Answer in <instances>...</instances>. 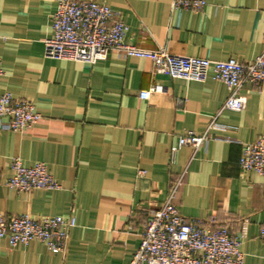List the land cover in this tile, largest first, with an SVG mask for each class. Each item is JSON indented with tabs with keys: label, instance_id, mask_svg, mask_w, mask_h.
<instances>
[{
	"label": "crops",
	"instance_id": "0c3cea01",
	"mask_svg": "<svg viewBox=\"0 0 264 264\" xmlns=\"http://www.w3.org/2000/svg\"><path fill=\"white\" fill-rule=\"evenodd\" d=\"M91 1L119 13L124 42L141 49L240 63L263 49L264 0H205L200 11L172 10L173 0ZM55 6L0 0V94L29 101L40 115L28 130L0 129V216H73L76 224L62 254L0 239V264H130L151 212L184 169L179 214L237 237L247 221L244 264H264V176L238 167L242 144L264 137V91L245 85L238 91L245 108L232 112L222 109L228 91L211 74L204 82L173 79L154 74L148 59L115 54L94 65L46 59ZM152 86L158 92L140 99ZM189 131L207 133V146L182 147L170 162V147ZM14 158L45 163L60 189L9 188Z\"/></svg>",
	"mask_w": 264,
	"mask_h": 264
},
{
	"label": "built area",
	"instance_id": "2783aa9c",
	"mask_svg": "<svg viewBox=\"0 0 264 264\" xmlns=\"http://www.w3.org/2000/svg\"><path fill=\"white\" fill-rule=\"evenodd\" d=\"M55 4L52 35L44 41L43 56L46 59L94 65L109 54H115L122 58L148 59L154 74L173 79L204 82L211 74L228 91L222 109L232 112H241L245 108L246 97L238 95L245 85L264 91V34L262 52L248 63L175 56L162 49L151 51L125 43L127 25L119 13L104 4L91 0H55ZM205 6V0H173L171 3L172 10L200 11ZM262 23L264 25V10ZM3 73L0 61V77ZM158 90L152 86L140 91L139 98L148 100ZM5 119L8 122L3 124ZM39 119L40 115L29 101L14 99L7 93L0 94V129L22 132ZM210 127L222 128L213 122ZM209 140L207 133L196 135L189 131L178 136L176 144L169 149V161L174 162V156L182 147L188 146L196 151L206 147ZM238 167L244 172L264 176V137L242 144ZM10 169L12 175L7 186L16 192L60 189L43 162L27 167L14 158ZM185 174L186 169L172 181L165 201L151 212V219L142 230L139 247L130 264H244L240 248L246 237L247 221L241 222L237 237L228 226L186 220L179 214L175 199ZM75 224L73 216H0V239L6 240L11 248L37 241L50 252L62 254L69 231ZM259 238L264 240V222L259 229Z\"/></svg>",
	"mask_w": 264,
	"mask_h": 264
}]
</instances>
